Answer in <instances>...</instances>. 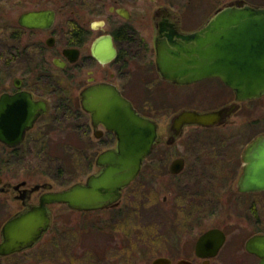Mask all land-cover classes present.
Here are the masks:
<instances>
[{"label":"flooded vegetation","instance_id":"af4514ba","mask_svg":"<svg viewBox=\"0 0 264 264\" xmlns=\"http://www.w3.org/2000/svg\"><path fill=\"white\" fill-rule=\"evenodd\" d=\"M28 3L24 0L21 7L7 9L0 24V245L6 241L3 230L8 222L38 206L44 194L85 184L89 176L99 175L104 167L97 166L98 156L117 148L116 135L101 122L94 125L93 113L83 107L85 90L95 85L114 87L138 114L157 124L158 139L138 177L122 190L119 204L92 211L60 203L48 205V230L31 247L0 254V264H59L57 258H45L48 245L57 240V234L52 233L57 219L54 208L63 207L86 219H105L116 213L109 219L117 221V213L126 211L127 189L145 174L150 160L156 162L153 154L163 158L166 152H183L173 155L169 165L172 176L192 165L198 168L197 163L190 165L192 157L187 156L195 144L203 142L186 135L191 130L213 131L205 138L215 149L221 170L230 175L227 181L233 185L237 177V193H264L241 192L238 184L248 165V153L264 148V95L238 100L236 92L214 76L180 84L172 75L165 76L158 64L162 44L201 30L228 6L259 10L264 9V0H84V7H67L58 0L48 6L32 2L25 7ZM41 11L53 13L50 26L35 28L21 22L23 16ZM184 111L211 114L217 122L210 126L184 123L177 134L175 119ZM62 129L65 138L86 144L77 153L88 160L90 169L85 180L58 189L54 178L44 180L40 163L56 159L51 145L56 143L55 133ZM103 142H111V146L98 152L94 171L92 152ZM176 159L184 160V168L177 174L171 172ZM236 203L220 200L213 214L207 210L190 216L184 229L200 233L193 240L179 236L182 243L177 249L183 257H168L170 264H259L261 259L248 251L247 243L264 235V216L253 214L262 203L248 201L241 206L249 215H236ZM203 223L214 225L203 227ZM209 232H214L213 236L199 246ZM246 232L248 236L241 237ZM52 254L57 256L55 250Z\"/></svg>","mask_w":264,"mask_h":264},{"label":"water","instance_id":"95a60500","mask_svg":"<svg viewBox=\"0 0 264 264\" xmlns=\"http://www.w3.org/2000/svg\"><path fill=\"white\" fill-rule=\"evenodd\" d=\"M21 22L35 28L48 27L54 22V15L50 11L34 12L23 16ZM109 50L112 51L111 44ZM159 51V68L165 76L172 75L174 82L186 84L214 76L232 88L238 100L264 95V9L228 6L201 30L178 40L173 38L162 44ZM82 104L93 113L94 125L101 122L116 135L117 148L98 156L97 166L104 167L99 175L89 176L85 184L44 194L38 206L8 222L3 230L6 241L0 245V254L31 247L50 226L47 209L50 204H67L78 211L119 204L122 190L138 177L144 160L152 154L158 139L157 124L138 114L114 87L88 88L82 93ZM216 122V116L195 111L181 112L175 119L179 124L177 134L184 123L210 126ZM246 162L239 190L264 191V148L250 151ZM183 168L184 160L176 159L171 172L177 174ZM213 234L206 233L199 246ZM247 249L261 259L259 264H264V235L251 238ZM170 263V259L160 257L152 264Z\"/></svg>","mask_w":264,"mask_h":264},{"label":"rangeland","instance_id":"374dc122","mask_svg":"<svg viewBox=\"0 0 264 264\" xmlns=\"http://www.w3.org/2000/svg\"><path fill=\"white\" fill-rule=\"evenodd\" d=\"M21 1L24 0H0V24L4 23L6 10L21 7ZM25 1H29L26 7L31 6L32 2L34 5L39 3L48 6L58 0ZM62 3L67 7H84V0H62ZM160 131L164 132V127ZM193 131L186 135H192L203 143L195 144V150L188 152L187 157H192L190 165L197 163L198 168L192 165L178 176H172L169 165L177 152H183L176 149L172 154L164 153L166 156L163 158L153 154L151 157L156 164L150 160L145 174L127 189L123 204L126 211L117 213V221L109 219L110 216L115 217L116 213L107 215L105 219L98 216L86 219L63 207H55L58 221L56 219L52 233L55 232L57 236L50 237L56 236L57 240L48 245L45 258H57L59 264H152L160 257L174 256L180 259L183 254L177 249L182 243L179 236L188 235L193 240L200 233V230L188 233L184 229L188 225L187 219L197 215V211L206 213L208 210L213 214L217 201L229 200L237 202L236 215H246V208L241 206L248 205V201H258L262 205L253 214L264 216V193L242 195L235 191L237 177L232 178L233 185L227 181L230 175L221 170L215 156L217 153L205 138L213 135V131ZM55 134L56 143L51 146L56 159L43 160L40 165L44 168V180L52 177L56 180V188L62 189L78 180H85L90 168L88 160L77 153L86 144L65 138L67 135L63 129ZM106 146H111V142L98 143L94 147L92 170L95 171L96 155ZM211 225L214 224H201L203 227ZM54 250L57 256L52 254Z\"/></svg>","mask_w":264,"mask_h":264}]
</instances>
